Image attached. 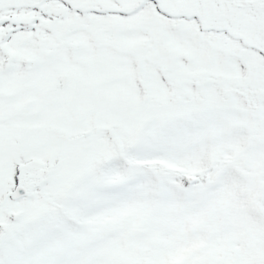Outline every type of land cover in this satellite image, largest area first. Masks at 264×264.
<instances>
[{
    "label": "snow or ice",
    "instance_id": "6c2138e0",
    "mask_svg": "<svg viewBox=\"0 0 264 264\" xmlns=\"http://www.w3.org/2000/svg\"><path fill=\"white\" fill-rule=\"evenodd\" d=\"M0 264H264V0H0Z\"/></svg>",
    "mask_w": 264,
    "mask_h": 264
}]
</instances>
